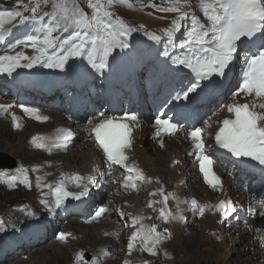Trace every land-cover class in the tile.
<instances>
[{
    "label": "snow or ice",
    "instance_id": "obj_1",
    "mask_svg": "<svg viewBox=\"0 0 264 264\" xmlns=\"http://www.w3.org/2000/svg\"><path fill=\"white\" fill-rule=\"evenodd\" d=\"M87 2L92 9L91 16L79 7L76 0H53L51 13L40 14V0H29V4L32 6L23 5V12L0 11V38L11 34V29L6 25H13V21H16L17 18H19L20 24L30 22L33 26L39 25L43 30L42 38L36 35H27L25 39H20L11 45V51L20 45H30L36 53L35 55L26 56L22 53L0 55V74L6 73L11 76L17 68H33L38 64L47 68L63 70L70 58L85 56L97 71L107 68L108 59L113 51L127 49L129 47L127 36L137 29L130 27L121 17L115 16L111 11L117 0H87ZM119 2L132 8L127 0H119ZM168 4V7L161 8L160 11L176 14L170 27L164 30L169 45L175 47L173 43L175 34L180 32L183 22L191 19V30L187 32L186 42L179 44V47L186 49L189 55L173 60L174 64L189 69L191 73L195 74V78L183 91L184 99H188L190 93L197 92V89L201 87V81L208 80L213 76L224 77L234 59H238V50H246L241 70V82L238 84V90L233 93L234 102L227 105V112L233 118L222 120L221 126L215 132V143L220 149L226 150L237 159L255 161L258 165L264 166V111L257 110H264V0H197L196 6L204 17L203 21L195 13L187 11L192 7V0H168ZM25 12H30V15H24ZM46 16H50L54 23H45ZM69 29H72L73 34L66 39L60 40L59 37L54 36V33L67 32ZM146 34L150 40L160 41L159 36L151 33ZM56 49L58 51H55ZM21 60L27 61V63L22 64ZM241 94L254 97V102L251 105L235 102V97ZM255 101L260 102L256 103ZM13 107H15L13 104H0V109L4 111ZM21 110L39 122L48 120L47 116L39 114L38 108L22 107ZM100 115L104 116L103 113ZM12 121L14 127H20L14 114ZM126 121L135 122L136 117H105L93 125L90 133L94 135L95 142L107 161L125 168L129 173L125 177L123 186L135 190L138 187L137 181H145L147 178L142 171L127 163L126 150L131 147V127ZM92 123L93 121L90 120L89 124ZM156 126L158 137L163 134L175 135L178 130L176 124L171 123L169 119L158 118ZM208 127L211 125L205 121L204 127L195 128L187 135L191 139L195 150V159L199 164V170L205 183L216 189L221 186L222 182L212 171L214 161L205 152V141L202 139V133ZM72 135L69 129L62 128L53 138L34 136L32 142L37 148L51 153L55 148H66ZM161 147H163V143H161ZM26 171L21 168L19 169V178L12 176L7 179L5 173H0V183L14 187L19 180V183L24 184L25 187H31ZM94 171L98 172L99 169H94ZM67 180L73 183L79 191H70L63 175L54 189L52 186H47L55 198L56 208L61 207L70 197L74 200H81L82 197L88 195V185L95 183L92 176L74 175L67 177ZM37 181L39 188V178ZM168 199V196H164V208L160 210V217L165 223L175 218L170 211H166ZM41 203L49 211L53 210L47 200H41ZM190 203L193 210H198L201 216L204 215L206 206H198L195 199ZM229 205L230 202L227 201H220L217 205L218 210L225 217L235 211ZM148 207L151 208L152 203H149ZM261 207L264 208V201L261 202ZM107 211L106 207H100L95 216L99 218ZM121 215L123 216V213ZM261 215L264 216V212H261ZM180 218L183 219V217ZM141 219L134 217L133 226L138 224ZM2 224L3 221H0V225ZM165 232H167L166 229ZM59 239L66 240V234L61 233ZM137 241L140 244V251L156 255V246L161 243L162 234L157 232L154 224L147 229L141 224L128 241L129 254L136 247ZM82 259V255L77 256L78 261Z\"/></svg>",
    "mask_w": 264,
    "mask_h": 264
},
{
    "label": "bare ground",
    "instance_id": "obj_2",
    "mask_svg": "<svg viewBox=\"0 0 264 264\" xmlns=\"http://www.w3.org/2000/svg\"><path fill=\"white\" fill-rule=\"evenodd\" d=\"M195 1L196 0H192V7L195 5L194 4ZM165 2H166V0H165ZM197 11H198V7H197ZM189 12L192 13L191 11H189ZM123 14L126 17H128L130 20H132L134 23H136L137 25H139V26L143 25L145 28L148 29L147 32L152 33L155 30L165 28V25H163V23L166 24V22H161L160 18H156V17L149 18L147 16L140 15L138 10L136 12L134 11L133 13L128 12V13H123ZM170 16H173V18H172V20H173L175 18L174 16H176V14L173 13ZM190 30H191V27H185V28L181 29L180 32L175 34V36L173 38V43H174L175 47L171 46V49H170V51L172 52V54L175 58H178V56L183 57L184 51L179 47V44L186 42L185 37L187 35V32H189ZM138 41H143V42L142 43H135V49H130V50L124 49L123 51H121L120 49L117 50L118 51L117 56L119 58L121 57V55L126 56V59L123 62L126 63V70L129 73L131 72V67H130L131 63L135 62V58L132 57V54L135 53V51L150 49V48L156 49L158 47V44H159V42L150 40L148 38V36L142 37V38L137 37L136 42H138ZM160 42H168V38L164 33H162V39L160 40ZM169 46H163V51L167 52ZM138 47H140V48H138ZM56 51H58V49H56ZM145 58H144V61L147 60ZM146 68L149 70H153L152 66H147ZM132 73H133V77H134V71H132ZM126 84L129 85V81H127ZM126 84H124V90L127 88ZM51 115H52V117H56V118H59L61 120V117L58 113L53 112ZM64 121L66 122V124H69L68 123L69 121H66L65 119H64ZM73 125L75 126L74 123H73ZM42 127L45 128L46 126H39V125H36L32 122H28L27 125L24 126V130L26 132L24 130H21V131H18L17 129L14 130L10 126L8 119L6 118V115L1 116L0 117V140H1L0 141V152L7 153L8 155L16 158L17 160L18 159L24 160L26 163H30L34 159H38L39 154L26 151V148H25L26 141H25V139L22 140V138H23L24 134L28 137V135L31 132L39 131L40 129H43ZM141 128H145V125H141ZM23 131H24V133H22ZM81 137H82V135L79 134L80 139L83 138V137L82 138ZM132 139H133V152H130L131 153L130 155L132 156V159L134 160V162L136 160L137 163H139V165L141 167H143L149 175L156 176V177L160 178L163 183H166L167 179L171 181L172 179H175V178L179 179V178L186 177L183 175L177 176V172H181L183 174V170H182L183 167L180 169L177 167L176 168H170L169 167V165L173 161V158H175V157L178 159L181 158V155H182L181 149L183 147H185V145H184L185 143L178 145L176 142H174L172 140L166 141L164 143L165 149L160 150V149L156 148L155 145L147 139V137L142 139V135L140 133L138 135L134 134L132 136ZM81 142L82 143H80V145L78 146V149L75 151V153H73V154L68 153L66 155H63V157H62V155L57 157V161L62 162L63 168H66L68 170L86 168L87 165L89 164L90 160L94 156L98 155L95 148L92 146V144L89 141L83 142L81 140ZM145 143H148V146L152 147L153 151L156 154L157 159H155V160L154 159H150V160L148 159L149 156L146 154V151L144 148ZM167 144H168V146H167ZM22 153H24V157H21ZM4 156H5L4 154H2V155L0 154V160H2L4 158ZM185 164H186V166H185ZM182 165L185 166V169L190 174V180L192 179V184H191L192 189L191 190L189 189V192H186V193L187 194L192 193L193 195L191 194V196L199 197L198 202L202 203V204H207L209 201L213 200L214 195L207 192L206 189L199 184V182L197 181V178L195 176L194 169L187 163V160L185 158L182 160ZM118 167H120V166L118 165ZM169 186H170V184H167V187H169ZM15 195L16 196L13 197L14 199L7 200V201H9V202L16 201V198L19 195H17V193H15ZM129 202L134 204V205H139L140 204V198L134 197ZM175 208H176L175 206L172 207V209H175ZM170 221H171V225L173 227L174 239L170 244L163 247L162 251L164 249H166L167 252H170L172 255H174V253H175L176 257L177 256L179 257L182 255V257L175 260L176 262H179V264H204V262H205L204 253L206 252V250H205V248L202 250L200 248L203 245V242H205V240H208V243H210V244L211 243L213 244L215 241V239L213 237L209 236V233L212 231L211 224H212V222H214V219L213 218H207L206 220H204V221L202 220L200 222L202 230H201V234L198 236L199 238L197 237L198 241H188L186 238H183L184 230L181 231L182 230L181 226L177 225V219L174 218V219H171ZM73 229H76L79 232L84 233V234L88 233V234L92 235L91 237L88 236L86 238V240L90 239L91 241H93V243H91V242L87 243L86 241H84L88 245H96L97 243L94 241L97 239V237H100L99 239H101L99 227L82 226L76 222H73V223L69 224V230H73ZM193 231H194V229L191 228V232H193ZM206 232H207V234H206ZM192 235L194 237V233ZM190 238H192V237L190 236ZM102 242H103V240H102ZM74 247L85 248L80 243H72L69 246H66L65 248H60L58 245L52 244L48 249L43 248V249L37 251L36 252L37 254L36 253L33 254L38 258H36V257L30 258L27 263L22 262L21 264H42L43 262H45V264H67L66 262L68 260L70 251ZM194 249H196V250L198 249V250L193 251ZM108 264H111V263H108ZM254 264H258V263H254ZM260 264H264V263L261 261Z\"/></svg>",
    "mask_w": 264,
    "mask_h": 264
},
{
    "label": "rangeland",
    "instance_id": "obj_3",
    "mask_svg": "<svg viewBox=\"0 0 264 264\" xmlns=\"http://www.w3.org/2000/svg\"><path fill=\"white\" fill-rule=\"evenodd\" d=\"M153 1L157 2L159 5L160 4H166V2H167V1L165 2V0H153ZM133 11H135V10H133ZM127 41L132 42L133 38L130 39V41L127 39ZM142 42L143 41H138L137 43H142ZM24 131L22 133H24ZM24 139H25V141L27 139V136L25 134L23 135L22 140H24ZM81 140L82 139H80L79 135H78V138H76L75 143L80 145V143H82ZM83 142H86V141H83ZM168 144H167V146H168ZM78 146L76 148H74L69 153L70 154L75 153V151L78 149ZM144 148H145L146 154L149 156V158H148L149 160L150 159H154V160L157 159L155 152L153 151L152 147L148 146V143H145ZM0 154L1 155L4 154L5 158L7 157L10 159V157L8 155H6L7 153L0 152ZM23 156L24 155L22 154V157ZM62 157H63V155H62ZM187 173L188 172L186 170L185 174L183 173L182 175L186 176ZM191 184H192V179L190 180V184H189L190 187L188 186V189L186 190V192H189V189L190 190L192 189ZM15 196H16L15 193H11L8 195L5 194V198H4V196H2V194L0 193V204H1L0 209H2L7 202H9V201H4V200L14 199L13 197H15ZM14 203L15 202H10L8 204H14ZM211 228H212V231L216 229V227L214 226V222H212ZM181 229H182L181 231H183V228H181ZM192 229H194L193 232L186 231V233L188 232V235L184 231L183 232V238H186L188 241H198V238H199L198 236L201 234L200 224H199V226L198 225L193 226ZM191 233L192 234L194 233V237ZM260 233L261 232H257V231L241 230L235 234H233L232 232L229 233L228 234V235H230L229 238H225L221 242L214 241L213 244L212 243L210 244V243H208V240H205V242H203V245L200 248L201 250L204 248L206 250V252L204 253V259H205L204 264H254V263L260 264L261 261L264 263V247H263L262 243L259 242V240L261 238ZM88 235H89V237L92 236L91 234H88ZM225 235H227V234H225ZM190 236L192 238H190ZM99 238L100 237H97V239L94 242H96L97 244H98V242H102V240ZM86 242L87 243L88 242L93 243V241H91L90 239H87ZM49 247L50 246H46L44 248L48 249ZM195 250L196 249H194L193 251H195ZM174 256H175V253H174V255H172L170 252H167V254L165 256L162 255L163 262H161V263L162 264H167V263L168 264H179V262H176L175 260L182 257V255L179 257L178 256L174 257ZM34 257H36V256L33 254L30 256V258H34ZM36 258H38V257H36ZM25 262H27V261H25ZM21 263L22 262H20V263L18 262L16 264H21Z\"/></svg>",
    "mask_w": 264,
    "mask_h": 264
}]
</instances>
